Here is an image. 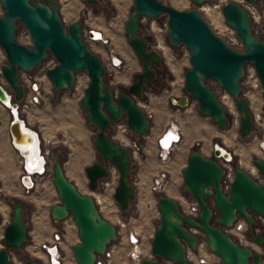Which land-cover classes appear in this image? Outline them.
<instances>
[{
    "label": "water",
    "instance_id": "1",
    "mask_svg": "<svg viewBox=\"0 0 264 264\" xmlns=\"http://www.w3.org/2000/svg\"><path fill=\"white\" fill-rule=\"evenodd\" d=\"M84 1L89 5L97 3V0ZM190 1L202 5L211 0ZM245 1H261L264 5V0ZM56 2L0 0L3 9L0 16V48L6 60L0 70L10 88V92L6 93L0 86V101L9 103L12 109L17 108V102L23 95L19 71L28 73L39 68L48 55L55 60L54 65L44 71L52 93L72 88L75 74L84 72L88 82L79 105L85 111L88 124L96 129L92 145L99 156L98 160L84 167L86 185L89 190L95 191L99 180L107 177L108 166H113L118 178L112 198L120 210H126L134 199V188L130 182L131 154L128 147L114 141L107 131L114 124L124 122L134 135L150 132L151 121L137 99L148 89L157 90L153 78L156 69L163 63L159 52L152 48V34H141L139 31L141 18L155 19L166 15L168 43L173 46L184 44L187 48L191 67L184 74L185 90L198 102V111L202 116L209 117L221 129L229 125L225 106L219 101L216 91L208 85V80H214L233 99L240 116V136L245 137L255 129L248 100L242 94L241 81L245 76L246 64L251 63L264 98V40L253 32L248 13L238 2H227L222 7V13L226 25L233 28L242 41V50L229 47L197 10H179L160 0H133V8L124 22V33L142 69L132 74L133 80L124 91L117 93H113L111 87L103 82L105 69L101 60L82 40V20L64 25ZM16 21L28 31L31 45L15 40ZM171 101L184 108L189 104V97L182 95ZM262 111L264 117V104ZM7 130L10 145L22 161L23 174L19 180L24 184L25 180L29 181L31 187V177L25 171H30L26 166L33 164L31 148L37 143L38 136L25 125L23 119L14 115L10 116ZM222 147L214 144L213 157L204 156L198 149L190 151L187 164L181 170V190L198 203L199 212L196 217L186 215L175 199L168 195L159 196V221L150 240L152 256L141 258L139 264H164L165 261L194 264L187 252L196 250L198 237L190 228L200 231L209 250L226 264H249L251 261L264 264L263 254L251 246L237 244L223 229L232 227L238 219H244L248 241L264 251V234L256 233L253 229L257 217L264 220V182H258L246 170L237 167L230 188L224 192L222 178L225 168L220 160L231 162L233 153ZM64 160L61 152L55 153L51 181L59 203L50 206L49 215L54 225L71 216L78 238V242L70 246L72 257L76 264H94L96 256L102 255L106 247L116 240L115 227L99 214L92 197L81 194L65 176ZM252 163L264 179V160L254 158ZM10 204L11 215L2 233L0 264H11L9 250L19 253L28 241L24 206L19 201H11ZM23 264L39 263L28 256Z\"/></svg>",
    "mask_w": 264,
    "mask_h": 264
},
{
    "label": "rangeland",
    "instance_id": "2",
    "mask_svg": "<svg viewBox=\"0 0 264 264\" xmlns=\"http://www.w3.org/2000/svg\"><path fill=\"white\" fill-rule=\"evenodd\" d=\"M160 1L179 10H197L208 22L210 27L216 33L218 32V35H220L226 25L222 7L229 1L240 2V0H211L203 5H196L190 0ZM56 3L59 16L64 25H68L74 20L81 19L82 28L85 31L92 27L98 30L103 38L107 39L106 44H87L88 47L99 56L102 63L105 62L109 49L120 58V55H118L110 45L108 37L112 39V44L123 54L125 60L123 62L120 58L122 63L114 73L105 71L103 82L108 84L116 93L124 91L133 80L132 74L140 72L142 69L140 62L127 44L124 33V22L133 8V0H98L95 5H89L85 3L84 0H68L67 2ZM253 5L259 12L263 11L264 6L261 1L255 2ZM2 13L3 9L0 5V16ZM82 13L84 14L83 17H81ZM139 24V31L141 34H152L154 37L152 48L159 52L163 63L159 69V74L153 80L157 90H146L143 92L142 96L137 99V103L141 105L146 112L151 111L153 114H156V121L158 120V122L161 120L169 122L178 114L177 117H179L181 121H184L185 126L189 129L190 127H188V125L191 123L186 115L187 111L185 113L183 110L179 111L181 110L180 107L171 102V98L177 99L182 95H188L189 104L186 108L195 111L196 116H198V124L200 125V129L203 130V134L200 136L201 139L200 137L199 139L196 138L195 141L191 143L190 147L186 144L185 150H182V148L185 147L184 145L180 148H174L169 160L166 163H162L157 158V155L155 156L154 154L155 144L153 142L156 137L154 129H150V132L146 135H134L125 126L124 122L114 124L112 129L107 131V134L114 141L128 147L129 151L133 147V143L137 147L136 153H132L131 155L130 171V182L134 188V199L129 203L128 208L122 211L113 200L111 190L107 189L104 191L98 183L97 189L91 191L86 185L87 179L85 177L84 167L99 159L92 145V139L96 129L88 124L84 116L85 111L79 105V99L83 95V89L88 82L87 75L84 72L76 73L75 83L72 88L52 93L50 90L51 85L44 75L45 66L55 62L51 55H48V57L41 62L39 68L32 69L28 73L19 71V81L23 91L27 89V80L32 81L34 78L40 81L43 89L41 100L36 108H34V111L30 113L29 125L36 129L41 137V155L45 156L47 159V170L44 171L42 175L34 177L35 185L28 190H24L20 185L17 173H15L16 170L11 171L14 172L11 175L0 177V215L6 216L9 220L11 215V201L21 202L24 206L23 218L28 230V241L20 252L17 253L14 250H9V260L11 264H23L28 256L35 258L39 264H47L40 244L49 241L54 230L62 234L60 242L61 254L63 257L62 264H76L70 250V245L75 240L77 241L76 227L73 220L68 219L65 223L59 222L54 226L49 215L50 206L59 203L56 190L51 181L52 163L56 152H61L65 157L63 163L64 172L70 181L75 184V187L81 194L104 196L108 207L112 208V212L114 210L113 213L111 212L114 216L110 213H108L107 216V213H105L107 210L104 208L106 210L104 211L101 205H98L101 208L99 213L106 221L113 224L115 227V218L116 216H120L126 219L131 217L135 220L137 225H140L141 230L145 229L146 222L143 224V221H146L145 219L148 216L150 219L152 213L155 215V211L150 205L153 204L154 201L157 204V199L161 195L170 196L175 199L179 205H184L186 201H191L192 197L188 193H183L181 190L183 186L181 170L186 166L187 155L193 149L200 150L206 157H213L214 144L222 145L224 146L223 148L233 153L231 162L220 160L224 168L229 167L235 169L241 167L250 173L251 169L254 167L256 171L251 172L250 175L254 178L257 177L255 178L256 180L264 182L261 174L252 163L254 158H261L264 160V153L258 145L259 142L264 139V117L262 111L264 98L261 84L257 87H253L251 85L252 79L247 78V73H245L241 81L242 94L248 100L249 110L255 122V129L249 135L241 137L238 132L239 123L234 121V116L229 112L226 105L229 125L225 129H220L209 117L202 116L198 113V102L185 90L184 74L185 71L191 67L189 52L184 44L173 46L168 43L167 27L165 26L167 25V16L162 15L155 19L143 17L140 19ZM262 25H264V22L262 24L261 21L258 22L255 21L254 18H251L253 32L261 40H264ZM15 26V40L28 46L31 45V41H28L26 38L25 27L19 21H16ZM158 41L164 44L165 51H167L165 54L157 48ZM0 50L2 51L1 48ZM251 66V63L246 64V70L250 69ZM121 69L122 72L120 71ZM119 73L122 75V78L121 80L118 78V82L117 76ZM208 85L216 91L219 99H221L225 91L217 86L216 81L208 80ZM0 110L1 130L4 124L1 112L5 113L7 110L4 108H0ZM256 114H260L261 116V119L258 121L255 120ZM150 121L151 127H154V118L150 119ZM119 131L124 132L123 138L125 141L127 140L126 143L116 139V134ZM189 134L187 135V133H185L187 139L189 138ZM226 137L230 139L227 143L225 141ZM230 141H232V143ZM15 158V153L10 148L9 139L4 131V138L2 139V137H0V166L7 169L18 166ZM71 160L73 161L71 162ZM69 163H72L74 166L70 164L69 168ZM72 168L73 170H71ZM162 171L167 173L162 190L155 194L147 193V191L143 190L151 175L154 172H156L155 175H157ZM168 190L171 192H167ZM142 198L145 199L143 202H145L146 205L143 204ZM137 200L141 202V206L145 205V207L142 208L143 210L141 209L140 215L134 212V204ZM143 213H146V215ZM109 215L114 218H108L110 217ZM157 221H159V219H156V222ZM257 222L259 224L257 226L259 232L264 234V225H262L264 222L260 220ZM116 230L118 232L117 234H119L117 227ZM147 236V234L143 233V244H146L143 258L151 257V239L149 240ZM119 237L120 236L116 237V240L107 246L108 248L114 247L113 255L109 259L108 264H139L131 261L127 257L124 246L119 242ZM247 244L250 245V241H248ZM2 246V240H0V248H2ZM251 247L257 249L258 252L264 255V251L261 247L257 248L253 244ZM165 263L175 264L172 261H165Z\"/></svg>",
    "mask_w": 264,
    "mask_h": 264
},
{
    "label": "built area",
    "instance_id": "3",
    "mask_svg": "<svg viewBox=\"0 0 264 264\" xmlns=\"http://www.w3.org/2000/svg\"><path fill=\"white\" fill-rule=\"evenodd\" d=\"M56 1L60 2V3L65 2V0H56ZM238 3L247 11L249 18H250V22H251V18H254L255 21H258V22L261 21L263 24V22H264V7H263V11L259 12V10L254 7L253 3L247 2L245 0H240V2H238ZM165 26L167 27V25H165ZM95 33H100V32L98 30L92 28V27L88 28L86 31L83 28H81V37H82V40L86 44H89V43L106 44L107 43L106 38H103L102 35L99 36V38H98L95 36ZM216 34L218 35V32ZM218 36H220L228 44L229 47L237 49V50L243 49L242 41L240 40V38L236 34L235 30L233 28L229 27L228 25L224 26L222 32ZM26 38L28 39V41H30V36H29V33L27 30H26ZM113 53L114 52L109 49L107 51L108 55L105 59V62L102 64L104 66L105 71H111L114 73L115 70H117L118 67L121 65L122 60L119 58V56H117L116 54H113ZM4 63H5V56H4L3 52L0 50V67ZM53 63H55V62H52L51 64L45 66L44 71L47 67L54 65ZM245 73H247V78L252 79L251 85L253 87H257L260 85V81L258 79V76L256 74V71H255V68L253 65L251 66L250 69H247V70L245 67ZM74 83H75V77H74ZM0 86L4 89V91L6 93L10 92L9 85L4 80L2 73H1V70H0ZM42 90L43 89L41 87L40 81H38L36 78L32 79V81L27 80V89L25 91H23V88H22L23 95H22V99L17 102V108L12 109V108H10L9 104H7L5 102H1V101H0V108L6 109L8 114H10L9 117L11 115H13L12 111L14 110V111H16V113L19 114V117L21 118L23 111L27 110L30 106L37 105L39 103V101L41 100ZM113 93H116V91L113 90ZM229 98L231 99V96L226 91L221 96V99H219V97H218L220 102L223 101V99H229ZM233 103H232V108H231L233 113H231V114L235 115L236 118L234 119V121L237 122L238 112H237V109ZM225 108H226V106H225ZM146 115L149 119H152V114L150 112H146ZM171 132H174V136L169 139L168 145L167 144L164 145L163 140L169 134H171ZM180 140H181V126L177 125L175 123H170L167 127H165L159 133V135L156 138L155 149H156L157 158L159 159L160 162L166 163L169 160L171 152H173L176 145L178 143H180ZM262 142L264 143V139L262 140ZM132 146L133 147L130 150L131 155H132V153H136V148H137L134 145V143L132 144ZM259 147H260V149H262V147H263L261 142L259 144ZM43 157H44V161H43L44 171H46L47 170V167H46L47 159L45 156H43ZM44 171L41 173L39 170H36V171L26 170L25 173L31 177L32 183H34L35 182L34 177L42 175L44 173ZM22 174H23V172H22ZM166 176H167V173L165 171H162L152 178V181H151L150 186H149V190L151 193L155 194V193H158L162 190ZM116 177L118 178L117 170L113 166H108L107 177L101 179L98 183L100 184V187L104 191L106 189H109L112 191V185H113L114 181L116 180V182H117ZM233 178H234V169L229 168V167L225 168V174H224V177L222 178V187H223L224 192H226L230 188V185L233 181ZM255 178H257V177H255ZM257 181L262 183L261 180H257ZM19 183L24 190H28L32 187V186L28 187L26 184H24L20 180H19ZM105 187H107V188H105ZM97 196L100 197L101 195H97ZM91 197L94 201L95 207L97 208L98 211H100V207L98 206V205H100V200H97L96 195H91ZM143 200H145V199L142 198V202H143ZM143 203H145V202H143ZM150 206L154 209L156 216L159 217V212L157 210L156 202L154 201V203L151 204ZM140 208H141V202L137 200V202L134 204V212H136L137 215H140ZM180 209L184 214L190 215L192 217H196L197 213L199 212V205L194 199H192L189 202L186 201L184 203V205H180ZM0 216H1V219H0V240H2L3 228L5 227V224H7L8 221H7L6 216H4L2 214ZM68 219L70 220L72 218L70 216H68L67 218L63 219L60 222L65 223ZM115 219H116L115 224H116V227L118 228V231H119V234H117L118 232L116 230V227L114 226L116 237L120 236L119 242L124 246V248L126 250L127 257L131 261H133L135 263H139L140 259L143 258V255H141L142 247L143 246L146 247V244H143V232L140 229V226L137 225L135 223V220H133L131 217L126 219V218H122L120 216H116ZM257 219L264 222V220L261 217H258ZM244 224H245L244 219H238L234 222L232 227H230V228L223 227V229L226 233H228L229 235L232 236V238L235 240V242L237 244L247 245L248 239L245 235V228H243ZM190 230H191V232L196 234L198 237V241L196 244V250L193 252L190 251V255H191L190 261L191 262H193L194 264H226L222 261L221 258H219L216 254H214L213 252H211L209 250L208 245L205 241V237L200 231H198L194 228H190ZM255 231H259V228H255ZM61 236H62L61 232L54 230L53 233L51 234L50 240L40 244V248L43 251V254H44V257H45L47 264H62L63 263V257L61 254V246H60ZM113 252H114V247L113 248L106 247V249L104 250V253L102 255L96 256L94 264H108L109 259L113 255ZM201 252H204V253L201 254ZM188 258H189V256H188ZM249 264H254V262L251 261Z\"/></svg>",
    "mask_w": 264,
    "mask_h": 264
},
{
    "label": "crops",
    "instance_id": "4",
    "mask_svg": "<svg viewBox=\"0 0 264 264\" xmlns=\"http://www.w3.org/2000/svg\"><path fill=\"white\" fill-rule=\"evenodd\" d=\"M107 36V35H106ZM108 37V36H107ZM109 38V42H110V45L113 47V49H114V51L118 54V55H120V58L123 60V62H124V60H125V58H124V56H123V54L119 51V50H117L115 47H114V45L112 44V39L110 38V37H108ZM165 52H167V51H165ZM165 54V53H164ZM136 57V56H135ZM123 68V67H122ZM121 72H122V69L120 70ZM120 75V76H119ZM119 75L117 76V81H118V78L121 80V78H122V75L119 73ZM40 79V78H39ZM119 82V81H118ZM172 99H174V98H171V100ZM172 102V101H171ZM36 106L37 105H33V106H30L29 108H28V111L26 112V114H23L22 113V115H21V118L23 119V121H24V123H25V125L27 126V127H29L30 129H32V130H34L35 132H36V134H37V136H38V140H39V146H40V148H41V137H40V135H39V133H38V131L36 130V129H34V128H32L30 125H29V117H30V113L32 112V111H34V108H36ZM181 110H179V111H184V113L187 111V113H186V115H187V117H188V119L190 120V125H188V127H190L189 129H187V126H185V123H184V121H181L180 120V118L179 117H177L178 116V114L176 115V116H174V118H172L169 122L167 121V122H164L163 120H161V121H159L158 122V120L156 121V114H153V112H151L152 113V118H154V120H155V126L154 127H151V130L152 129H154V132H155V134H156V137H155V139H154V144H155V142H156V138H157V136L159 135V133L165 128V127H167L170 123H177V124H179L180 126H181V140H180V143H178L177 145H176V147H175V149L176 148H180L182 145H184L185 147H183L182 148V150H185V148H186V144L188 145V147H190L191 146V143L193 142V141H195V139L196 138H198L199 139V137L203 134V130L202 129H200V125L198 124V116H196V114H195V111H192L190 108H186V107H184V108H180ZM1 111V110H0ZM198 113H199V111H198ZM200 114V113H199ZM201 115V114H200ZM1 116H2V119L4 120V124H3V127H1V130H0V137H2V139L4 138V131H5V133H6V135H7V137H8V139H9V134H8V130H7V124H8V120H9V116H8V112L6 111L5 113H3V112H1ZM6 119H7V122H6ZM6 127V128H5ZM217 127H219L218 125H217ZM220 128V127H219ZM221 129V128H220ZM189 131H190V134H189ZM185 133H187V135L189 134V138L187 139L186 138V136H185ZM200 139H201V137H200ZM164 142V141H163ZM9 144H10V140H9ZM164 145H165V143H163ZM10 148L12 149V151H14V153H15V159H16V162H17V165L18 166H15V167H11V168H9V169H7V168H3V167H1L0 168V177H6V176H8V175H11L12 173H14V172H11V171H14V170H16V172L15 173H17V176H18V178H20V175L22 174V161H21V158H20V156L17 154V152L11 147V145H10ZM190 153V152H189ZM189 153H188V155H189ZM154 154H155V156H156V149H155V146H154ZM188 155H187V160H188ZM187 160H186V164H187ZM185 167V166H184ZM183 167V168H184ZM64 170V169H63ZM8 171H10V172H8ZM65 173V172H64ZM155 174H156V172H154L152 175H151V177H150V179L148 180V182L146 183V185H145V189H143V190H145V191H147V193H151L150 192V190H149V186H150V183H151V181H152V178H153V176H155ZM65 176H66V174H65ZM67 177V176H66ZM68 178V177H67ZM69 179V178H68ZM70 180V179H69ZM34 185H35V183H33V185H32V187H34ZM31 187V188H32ZM143 204H145V203H143ZM146 205V204H145ZM145 205H143V206H141V208H140V211H141V209L143 208V207H145ZM143 210V209H142ZM143 214H145L146 215V213H143ZM149 217V216H148ZM146 218L145 220L146 221H143V224H145V222H146V227H145V229H142V232L143 233H145V234H147L148 236V239L150 240L151 238H152V236H153V233H154V230H155V226H156V224L158 223V221L156 222V219H159V217H157L156 216V214L155 215H153V213H152V216H151V218L149 219V218ZM143 220V219H142ZM54 225V224H53ZM55 226V225H54ZM140 226V225H139ZM76 239H77V241L75 240L72 244H74V243H76V242H78V238H77V234H76ZM71 244V245H72ZM70 245V246H71Z\"/></svg>",
    "mask_w": 264,
    "mask_h": 264
},
{
    "label": "bare ground",
    "instance_id": "5",
    "mask_svg": "<svg viewBox=\"0 0 264 264\" xmlns=\"http://www.w3.org/2000/svg\"><path fill=\"white\" fill-rule=\"evenodd\" d=\"M68 0H65V2H67ZM72 5V4H71ZM203 5V4H202ZM67 9H68V7H67ZM72 16V15H71ZM215 16V15H214ZM218 24V23H217ZM95 36L96 37H98L99 38V36H101V34L100 33H95ZM157 48H159L161 51H163L164 53H166L165 52V46H164V44H162L160 41H158V45H157ZM53 66V65H52ZM51 67V66H50ZM47 68H49V67H47ZM46 68V69H47ZM232 97H231V99L229 98V99H223V104L224 105H226L227 106V109L229 110V112H231V113H233V111L231 110V108H232ZM9 104V103H8ZM141 106V105H140ZM142 107V106H141ZM28 110V109H27ZM27 110H25V111H23V114H25L26 112H27ZM238 112V111H237ZM12 114L14 115V117H18L19 116V114L18 113H16V111H12ZM10 115V114H9ZM234 116V119L236 118L235 117V115H233ZM22 119V118H21ZM259 119H261V116H260V114H256L255 115V120L256 121H258ZM239 121H240V116H239V113H238V118H237V122L239 123ZM123 133L124 132H122V131H119L117 134H116V139H118L120 142L121 141H123L124 143H126V141L124 140V138H123ZM174 136V132H171V134H169L163 141V143H165V145L167 144H169V139L171 138V137H173ZM230 139L228 138V137H226L225 138V141H226V143H227V141H229ZM231 143H232V141H230ZM259 144H260V142H259ZM258 144V145H259ZM261 144L263 145V147H262V149H261V151L264 153V143L261 141ZM223 148V147H222ZM224 149V148H223ZM31 154H32V159H33V164L32 165H30V166H26L30 171H32L33 169H37V170H39L41 173L44 171V165H43V161H44V157L41 155V152H40V147H39V141L37 140V143L36 144H34V146L31 148ZM73 160H71V162H72ZM70 164L72 165V163H69V165H68V167L70 168ZM75 164V163H74ZM242 164V163H241ZM72 166H74V165H72ZM74 168V167H73ZM73 168L71 169V170H73ZM252 171L251 172H254L255 171V168L253 167L252 169H251ZM67 171V170H66ZM250 172V173H251ZM71 174H73V173H71ZM69 175H70V173H69ZM71 176V175H70ZM73 176V175H72ZM117 178V177H116ZM31 179V178H30ZM25 184L29 187V185H30V183H29V181H26L25 180ZM115 185H116V180L114 181V183H113V185H112V192H113V188L115 187ZM105 188H107V187H105ZM107 190V189H106ZM167 192H171V191H167ZM8 193V192H7ZM173 193V192H172ZM174 194V193H173ZM48 198V197H47ZM96 198H97V200H100V205L102 206V209L104 210V211H106L105 213H107V216H108V213H110L111 215H112V213L114 212V210H113V212H112V208H109L108 207V204H107V202L105 201V198H104V196L103 195H101L100 197L99 196H96ZM2 206V205H1ZM106 210H105V209ZM1 209V208H0ZM100 210H101V208H100ZM1 211V210H0ZM2 211H4V210H2ZM99 212V211H98ZM112 212V213H111ZM4 213V212H3ZM100 214V213H99ZM115 214V213H114ZM109 215L110 217H108V218H114V217H112V216H114V215ZM106 216V215H105ZM258 218V217H257ZM7 221H8V219H7ZM245 222V221H244ZM6 225V224H5ZM243 228H245V231H246V228H247V225H246V222H245V224H244V226H243ZM254 245V244H253ZM247 246H252V243L250 244V245H248L247 244ZM254 246H256V245H254ZM257 248H258V246H256ZM144 248H145V246H143L142 247V250H141V255H143V253H144ZM150 249H151V247H150ZM254 250L255 251H257L258 252V250L257 249H255L254 248ZM150 252H151V250H150ZM204 252H201V254H203ZM187 255L189 256V260L191 259L190 257H191V255H190V251H188L187 252ZM152 256V255H151ZM193 259V258H192Z\"/></svg>",
    "mask_w": 264,
    "mask_h": 264
},
{
    "label": "flooded vegetation",
    "instance_id": "6",
    "mask_svg": "<svg viewBox=\"0 0 264 264\" xmlns=\"http://www.w3.org/2000/svg\"><path fill=\"white\" fill-rule=\"evenodd\" d=\"M97 2H98V0H97ZM159 69H160V67L156 69L155 77L159 74ZM155 77H154V78H155ZM154 78H153V80H154ZM153 85H154V81H153ZM154 87L156 88L155 85H154ZM156 89H157V88H156ZM257 221H258V219L256 218V224H255L254 227H253L254 231H255V228H258L257 226L259 225ZM262 225H264V224H262ZM255 232H256V233H260L259 231H255Z\"/></svg>",
    "mask_w": 264,
    "mask_h": 264
}]
</instances>
